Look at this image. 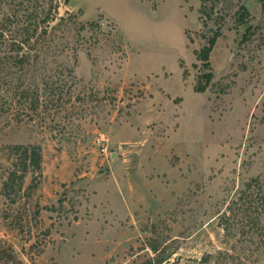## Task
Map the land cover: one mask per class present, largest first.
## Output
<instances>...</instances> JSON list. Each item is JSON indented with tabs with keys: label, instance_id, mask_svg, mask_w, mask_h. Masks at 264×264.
<instances>
[{
	"label": "rangeland",
	"instance_id": "rangeland-1",
	"mask_svg": "<svg viewBox=\"0 0 264 264\" xmlns=\"http://www.w3.org/2000/svg\"><path fill=\"white\" fill-rule=\"evenodd\" d=\"M53 4L24 65L0 40V264H264V0ZM12 145L36 188L3 187Z\"/></svg>",
	"mask_w": 264,
	"mask_h": 264
},
{
	"label": "trees",
	"instance_id": "trees-1",
	"mask_svg": "<svg viewBox=\"0 0 264 264\" xmlns=\"http://www.w3.org/2000/svg\"><path fill=\"white\" fill-rule=\"evenodd\" d=\"M27 0H11L15 5H23ZM55 0H50L47 7L40 6L39 10L34 9L31 14L27 16L18 15V11L13 8L9 16L5 18L2 25H0V40H9V44L6 45L9 48V52L15 54V63H20V66L24 65V61L27 62L30 58L28 53H23L24 49L32 51L31 43L42 37L48 35L51 22L54 21L55 15L58 12V5H54ZM12 3V4H13ZM37 16H41L43 20V26L36 21L34 13ZM246 15V11L244 14ZM218 34H215L207 41V45L203 46L200 51L196 52V58L202 63V68L206 73L202 74L196 85L194 86L195 93H204L211 83L213 74L210 71L209 57L215 46ZM26 47V48H25ZM15 65V64H14ZM186 73H184V76ZM27 91L22 92L21 97L27 99L29 97ZM31 111L37 110L36 104L29 106ZM6 150L10 156H12L11 169L9 170L6 180L3 183V187L8 189L9 187L16 186L19 191L23 188V183L26 176L32 173V183L29 188H36L39 184V178L42 175V149L39 145H12L6 147ZM258 185V181L255 179L247 184V188L251 189L253 185ZM263 206V205H262ZM256 221V220H255ZM255 224V222H254ZM209 256H203L200 262H209Z\"/></svg>",
	"mask_w": 264,
	"mask_h": 264
},
{
	"label": "built area",
	"instance_id": "built-area-1",
	"mask_svg": "<svg viewBox=\"0 0 264 264\" xmlns=\"http://www.w3.org/2000/svg\"><path fill=\"white\" fill-rule=\"evenodd\" d=\"M97 145L100 147L102 153L105 154L107 149H106V147H104V146L102 145V140H101V139H98V140H97Z\"/></svg>",
	"mask_w": 264,
	"mask_h": 264
}]
</instances>
